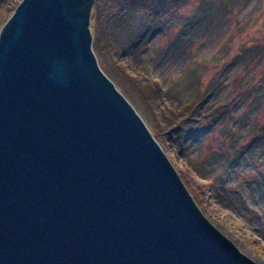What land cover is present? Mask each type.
<instances>
[{
    "label": "water",
    "instance_id": "1",
    "mask_svg": "<svg viewBox=\"0 0 264 264\" xmlns=\"http://www.w3.org/2000/svg\"><path fill=\"white\" fill-rule=\"evenodd\" d=\"M94 2L22 0L0 32V264H259L101 69Z\"/></svg>",
    "mask_w": 264,
    "mask_h": 264
},
{
    "label": "trees",
    "instance_id": "2",
    "mask_svg": "<svg viewBox=\"0 0 264 264\" xmlns=\"http://www.w3.org/2000/svg\"><path fill=\"white\" fill-rule=\"evenodd\" d=\"M20 1L0 0V32L15 14ZM192 1L194 0H95L90 18L92 48L96 56L101 55L110 60V75H106L122 89L123 94L129 95L136 102L145 115H141L142 119H149L160 146L163 147L170 140H178L181 153L187 155L186 150L191 143H203L213 137L214 151L205 159H191L193 162H190V167L198 177L203 178V184L197 189H204L210 196L218 198L232 188L227 183V177L239 173L243 155L249 153L254 156L256 148L261 145L258 139L264 138L262 132L256 139L257 142L254 140L239 145L238 128L236 124L231 125L232 121L240 118L241 106L256 105L264 95V27L262 32H256V38L247 39L250 40L248 44L246 39L242 40L241 52L236 56L227 59L225 54H214L218 59L225 58L221 61L225 62L224 71L235 67L244 76L248 75L249 67L255 63L259 67L255 78L239 80L228 91L225 82L229 76L216 81L212 78L206 84L201 79L203 77L200 70L191 68V64L195 62L188 56V51L197 44L196 35L209 38L216 34L220 27L219 21L225 18L226 12L241 5L243 0H199L198 5L189 11L187 8ZM123 16L130 20L129 32L125 34L124 41L127 52L143 63L141 68H132L134 74L128 69L130 64H123L114 58L119 51V40L111 29L110 21ZM260 19H263L264 25V17L260 15L255 24ZM177 25L181 28L176 36L168 45L162 46L164 44L159 41ZM179 57L186 67V79L184 77L181 82L166 86L168 80L163 75V69V73L154 77L148 75ZM189 71L190 74L187 75ZM233 78L238 80L235 76ZM169 97L174 99V106L167 113L163 105ZM214 98L218 102H214ZM216 131L217 135L213 136ZM187 138L190 139L189 144L185 142ZM180 177L198 205V200L183 175L180 174Z\"/></svg>",
    "mask_w": 264,
    "mask_h": 264
},
{
    "label": "rangeland",
    "instance_id": "3",
    "mask_svg": "<svg viewBox=\"0 0 264 264\" xmlns=\"http://www.w3.org/2000/svg\"><path fill=\"white\" fill-rule=\"evenodd\" d=\"M198 3L199 0L192 1L187 9L190 11V8L195 7ZM263 6L264 0H243L241 5L226 12L225 18L219 21L220 27L216 34L211 35L209 38H205L207 37L205 35H196L197 44L189 49L188 56H191L192 61L195 62V64H191V68L200 70L203 77L201 79L204 83H210L212 78H215L216 81V79L222 80L226 78L225 76H229L225 82L228 91L232 85L238 84L239 80L247 81L256 77L259 73V67L255 63L251 64L248 75L244 76L243 72L240 73V69L235 67L231 68L230 71L228 69L224 71L223 65L225 62H221L224 57L218 59L214 54L220 56L225 54L226 58L230 59L231 56H236L241 52L243 39L244 41L246 39L248 44L251 38H256L258 34L256 32H262L264 27L263 19L255 24L257 16L264 17ZM129 25L130 20L126 16L110 21L111 29H113L115 37L119 40V51L114 58L123 64H130L128 69L134 74L132 68H141L143 63L135 55L127 52L124 41L126 39L125 34L129 32ZM180 28L179 25L174 26L168 35L159 41L164 44L162 46L168 45ZM97 59L104 73L110 75V60H106L101 55L97 56ZM187 67L189 69L190 65ZM162 69L164 73L161 72ZM185 69L186 67H184L179 57L168 62L164 67L149 72L148 75L154 77L159 73H163L168 80L166 86L170 87L186 79ZM189 74L190 71L187 75ZM233 76L238 80H235ZM116 87L121 93L123 92L119 86ZM125 96L129 103L135 109L137 108V113L140 116L144 115L142 110H139L136 102L129 95L126 94ZM214 102H218V99L214 98ZM173 106L174 99L172 97L164 101L163 108L168 110H165V112L168 113ZM239 114L240 118L234 120L235 122L232 121L231 125L236 124L239 130H237V142L239 140V145H243L256 140L264 132V95L256 105L241 106ZM144 118L145 124L154 136L152 123L147 117ZM217 131L212 135L216 136ZM258 140L255 142L258 141L261 145L256 148L255 155L251 156L249 153L243 155L239 173L227 177V183L232 188L218 198L210 196L204 189H197L199 185L203 184V178L198 177L190 167V162H193L191 159L194 158L198 161L205 159L214 151L213 137L203 143H191L186 150L187 155L181 153L178 140H170L161 147L177 172L181 176L183 175V179L196 196L198 205L209 222L232 241L243 254L254 262L264 264V138ZM189 141L190 139L187 138L186 144H189Z\"/></svg>",
    "mask_w": 264,
    "mask_h": 264
}]
</instances>
